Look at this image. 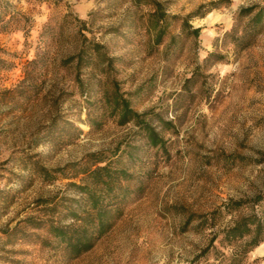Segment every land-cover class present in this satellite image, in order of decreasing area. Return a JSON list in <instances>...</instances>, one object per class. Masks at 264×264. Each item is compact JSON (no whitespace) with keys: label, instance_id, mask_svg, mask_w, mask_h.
<instances>
[{"label":"rangeland","instance_id":"374dc122","mask_svg":"<svg viewBox=\"0 0 264 264\" xmlns=\"http://www.w3.org/2000/svg\"><path fill=\"white\" fill-rule=\"evenodd\" d=\"M60 1L54 7L5 0L30 28L0 29V264H218L211 253L199 256L213 235L252 210L264 212V200L252 209L264 195V31L244 50L224 38L245 24L236 19L240 10L264 0H157L168 15L196 13L189 24L200 30L187 38L171 25L178 43L167 57L164 45L148 53L141 26L147 8L136 11L126 0ZM66 13L85 22L81 33L112 59L102 82L83 70L77 76L72 67L27 66L38 56L59 62L71 54L77 27L66 25L54 44L40 36ZM105 92L147 113L162 145H150L134 121L121 125ZM97 152L131 178L121 182L118 204L106 207L110 230L74 257L24 220L54 213L61 225L72 224L67 210H78L77 201L87 205L73 187L82 176L65 171L59 178L51 171ZM36 168L50 171L52 180ZM237 202L247 203L225 210ZM216 210L214 227L198 221ZM220 238L213 246L226 256L240 247H223ZM259 247L242 264H264Z\"/></svg>","mask_w":264,"mask_h":264},{"label":"trees","instance_id":"16d2710c","mask_svg":"<svg viewBox=\"0 0 264 264\" xmlns=\"http://www.w3.org/2000/svg\"><path fill=\"white\" fill-rule=\"evenodd\" d=\"M44 3H48L54 7L61 4L60 0H35ZM130 2L132 7L136 11H140L147 8L148 11L141 15V26L148 35L147 49L148 53L157 51L159 47H165V56L172 47L178 43V38L171 33V25L177 24L182 35L187 38H196L199 35V29L192 28L189 24L191 18L196 17V13L187 15L185 17L172 16L165 13L164 6L157 0H126ZM210 5H214L213 3ZM8 6V10L7 7ZM2 11V12H1ZM6 24L2 25L5 22ZM237 20L245 19L246 22L242 27L234 28L225 33L224 38L229 39V43L234 47L244 50L253 44L254 39L263 33L264 31V5L260 7H250L240 10L237 14ZM29 19L24 15L16 12L11 4L0 0V29H5L8 26L14 25L15 29L29 30ZM21 23L22 26H21ZM66 25L77 27V32L74 39V43L71 44L72 52L67 58L60 60L59 62L54 59H47L45 56H38L31 62L27 63V66L40 67L47 69V67H72L75 74L79 76L81 70L84 75L89 76L90 73L94 74L95 79L99 83L102 79L106 78L111 68L112 59L107 58L105 46L87 39L85 35L81 33V30H85L86 23L72 17L70 13H66L62 16L61 22L57 28L45 25L41 38L44 44H54L59 42L63 34V29ZM215 57V54H209L206 58V62ZM220 60H213L211 63L216 64ZM89 72V73H88ZM76 82L81 88L84 82L78 77ZM152 82V79L149 80ZM34 88V87H33ZM104 100L107 104H110L111 113L118 116L119 123L121 125L134 121L147 138L150 145L153 147H159L162 145V139L159 138L157 133L148 124L147 113L137 114L133 112L129 106L127 100L116 92L109 96L106 92L103 94ZM68 124V123H67ZM70 125V124H69ZM36 173L43 177V179L52 180L50 171L43 168H36ZM65 171L72 172L74 177L82 176L80 185H73L79 191L83 197L82 200L87 205L79 204L77 201L78 210H67L68 214L72 217L73 223L67 226L61 225L52 215L51 219H43L33 221L28 217L24 220L26 223H30L32 229L45 231L51 235L62 247L68 252L72 253L74 257L81 255L92 248L94 243L112 227V222L107 220L109 210L106 208L108 205L118 204L121 194V182L131 178V174L125 170V168H113L111 161L104 156L103 153L97 152L86 155L82 161L76 163H70L63 168L52 170V173H56L57 177H65ZM124 197V196H123ZM264 200V195H260L253 200V207L259 206ZM83 201V202H84ZM109 201V202H108ZM38 205H46V201H38ZM108 203V204H106ZM247 202L229 203L226 206V211L231 213ZM87 207V208H86ZM77 211H81L82 217L78 218ZM264 211V210H263ZM221 212V211H220ZM219 211H213L209 216H200L198 221L203 225L214 227L215 221L220 216ZM58 212L55 214L57 215ZM67 214V215H68ZM81 215V214H80ZM60 221V220H59ZM221 237L219 244L223 247L233 248L239 244V248L230 252V255L226 256L223 252L216 249L213 246V242L217 237ZM264 241V212L260 210H252L251 213L240 217L231 226L225 227L219 230L210 239L209 244L200 252V257L208 256L210 253L213 255V259L218 261V264H242L246 255L253 249L260 246ZM212 249V250H211ZM220 256V257H219ZM219 257V258H218Z\"/></svg>","mask_w":264,"mask_h":264},{"label":"bare ground","instance_id":"6f19581e","mask_svg":"<svg viewBox=\"0 0 264 264\" xmlns=\"http://www.w3.org/2000/svg\"><path fill=\"white\" fill-rule=\"evenodd\" d=\"M258 249H259L258 253L264 254V242L260 245V247Z\"/></svg>","mask_w":264,"mask_h":264}]
</instances>
